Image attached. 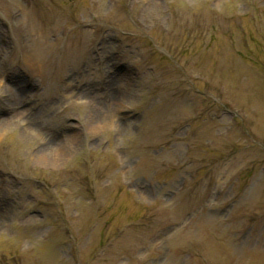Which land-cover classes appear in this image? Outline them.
Returning a JSON list of instances; mask_svg holds the SVG:
<instances>
[{
  "label": "rangeland",
  "instance_id": "obj_1",
  "mask_svg": "<svg viewBox=\"0 0 264 264\" xmlns=\"http://www.w3.org/2000/svg\"><path fill=\"white\" fill-rule=\"evenodd\" d=\"M0 264H264V0H0Z\"/></svg>",
  "mask_w": 264,
  "mask_h": 264
}]
</instances>
